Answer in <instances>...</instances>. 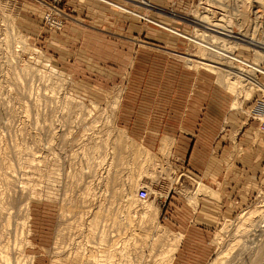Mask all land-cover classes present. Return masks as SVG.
<instances>
[{"label": "rangeland", "instance_id": "1", "mask_svg": "<svg viewBox=\"0 0 264 264\" xmlns=\"http://www.w3.org/2000/svg\"><path fill=\"white\" fill-rule=\"evenodd\" d=\"M256 1L0 0V264L7 251L11 264H161L171 245V264L253 263L264 245V180L205 227L202 215L221 202L220 191L189 170L173 138L153 150L116 117L129 83L217 84L187 40L201 29L192 24L196 15L225 20L232 38L210 43L257 63L248 44L251 36L264 40V4ZM135 36L171 40L155 47L130 42ZM218 88L229 96L228 111H239L246 100L234 108L235 94ZM253 99L230 124L229 114L223 119L236 155ZM199 181L208 184L205 194ZM142 186L150 200L138 199Z\"/></svg>", "mask_w": 264, "mask_h": 264}, {"label": "crops", "instance_id": "2", "mask_svg": "<svg viewBox=\"0 0 264 264\" xmlns=\"http://www.w3.org/2000/svg\"><path fill=\"white\" fill-rule=\"evenodd\" d=\"M166 39L135 36L130 42L158 47V43L166 44L171 40L169 36ZM161 48H167V45ZM218 87V84L204 86L182 82L129 83L120 90L116 117L117 126L130 138L153 150L160 146L164 137L173 138V151L187 160L189 170L201 172L202 178L220 191L221 202H213L211 212L202 215L201 222L205 227L215 225L229 214L235 196L245 197V194L255 192L264 180V133L259 131L258 137L252 136V139L246 135L251 132L254 135L259 129L258 117L262 116L263 110L255 115L254 111L258 110L261 95L253 99L255 93L248 105L249 119L243 123L245 133L242 132L237 141V149L242 148L243 154L236 155L231 135H223L222 127L226 121L230 124L231 118L238 115L245 102L251 99L246 100L239 111H232V105L228 111L229 96ZM204 91L211 94L206 95ZM224 113H227L226 117H222ZM224 118H227L225 122ZM251 124L257 128L250 127Z\"/></svg>", "mask_w": 264, "mask_h": 264}, {"label": "bare ground", "instance_id": "3", "mask_svg": "<svg viewBox=\"0 0 264 264\" xmlns=\"http://www.w3.org/2000/svg\"><path fill=\"white\" fill-rule=\"evenodd\" d=\"M249 1V0H248ZM256 1V0H255ZM260 3L264 4V0H257ZM256 1V2H257ZM247 2V1H245ZM106 4H111V2H104ZM208 3V2H207ZM254 3V2H253ZM238 4V3H237ZM244 4V3H243ZM249 4V3H248ZM252 4V3H251ZM215 5V4H214ZM217 6V5H216ZM264 7V5H262ZM114 7V6H113ZM222 7V6H221ZM239 7V6H238ZM117 8V7H115ZM262 8V7H261ZM118 9V8H117ZM264 9V8H263ZM262 9V10H263ZM120 10V9H119ZM222 10V9H221ZM121 11V10H120ZM213 11V10H212ZM197 13V12H196ZM195 13V15H196ZM232 13V12H231ZM255 13V11H254ZM263 13V12H262ZM258 14V13H257ZM138 16V15H137ZM213 16V15H212ZM222 16V15H221ZM140 17V16H138ZM218 19V18H217ZM229 19V18H228ZM231 21V19H229ZM193 23V25H195L196 27H200L196 28L195 30V36L190 38L188 36L187 40H189L190 42H192L194 45H196L195 47L198 50V57L196 56L197 60L200 66H202V68H206L209 70H212L214 72V74H216V81L217 84H219L221 87H224L225 89H228L229 91H231L233 94H235L236 96V100L233 103V107H239L245 100H249L252 98L253 94L257 91V90H261L264 92V87L259 84L257 82L256 76L257 73H261L264 75V70H262V68L260 67V62H261V58L259 59L258 56H262L264 57V52H262L261 50L264 51V40L262 41H258L255 40L252 36L249 37L250 42L248 44L254 46L256 53L258 54L256 57L258 59L257 63H249V62H245L240 60L237 57H234V55L230 54V52L228 51H224L222 50L220 47L215 46L213 44H211V41L214 40H219L221 42H226L229 40L225 39L224 36L230 37L232 38L231 35L228 34V31H226V28L223 27L222 25H220L221 23H223V21L225 22V20H218L215 21L214 19H212L211 17L207 16L204 19H201L199 17V15L195 16V19L191 20ZM228 21V20H226ZM232 23V22H231ZM158 24V23H157ZM159 27L167 30V31H171L172 32V28H169L166 25H162L159 24ZM229 27V26H228ZM199 32L201 34H199ZM175 33V32H174ZM179 33V32H178ZM177 34V33H176ZM179 37L182 38V34H177ZM185 36V34H183ZM235 35V33H234ZM254 35V34H253ZM183 36V37H184ZM242 36V35H241ZM185 37V39H186ZM235 37V36H233ZM256 37V36H255ZM237 38V37H235ZM248 38V37H247ZM264 39V38H263ZM240 40V38L238 39ZM243 40V38H242ZM247 41V40H244ZM232 42V40H231ZM215 43V42H214ZM230 44V43H229ZM236 43H234L233 45H235ZM240 44V43H239ZM232 45V46H233ZM252 48V47H251ZM260 49V50H259ZM228 50V49H227ZM253 50V48H252ZM230 51V50H229ZM225 59V60H223ZM263 59V58H262ZM235 63L239 64V65H235ZM235 65V66H234ZM241 65V66H240ZM247 66V67H244ZM230 92V93H231ZM242 93V94H241ZM262 93V92H261ZM262 101L264 103V94L262 93ZM259 104L257 106V109L259 110H263L264 105ZM258 119H260L261 121L264 120L263 116H259ZM258 131H260V129H258ZM261 132V131H260ZM262 133V132H261ZM124 162V160H123ZM8 180V179H7ZM6 180V181H7ZM8 182V181H7ZM9 183V182H8ZM7 183V185H8ZM201 188L200 191H202V194H205L206 191L208 190V184L204 183L202 181H199V189ZM10 197V196H9ZM2 200V198H1ZM5 200V199H3ZM12 201V199H10ZM18 201V200H17ZM3 203V201H2ZM16 203V202H15ZM2 205V204H1ZM8 205V204H7ZM12 206V204H11ZM264 206V205H263ZM13 207V206H12ZM2 208V206H1ZM27 208V207H26ZM4 209V208H3ZM9 209V208H8ZM2 210V209H1ZM6 210V209H5ZM4 211V210H3ZM8 211V210H7ZM6 211V212H7ZM11 211V209H10ZM2 213V211H0ZM260 212V209H257L256 211H253L249 218H246L245 220H251L254 218V216L256 214H258ZM9 213V212H8ZM6 214V213H5ZM8 215V214H7ZM12 215V214H11ZM1 216V215H0ZM97 216V215H96ZM8 217V216H7ZM6 217V218H7ZM11 219V218H10ZM96 220H98V216L96 218ZM95 221V220H94ZM246 222V221H245ZM24 223V222H23ZM95 224V222H94ZM24 225V224H23ZM96 225V224H95ZM97 228V227H96ZM119 241V240H118ZM158 241V240H157ZM264 241V240H263ZM263 243V242H262ZM2 245V244H1ZM263 245V244H262ZM173 245H171V247L169 248V252L167 254H171L172 256L174 255V253L176 252V249L172 248ZM172 248V250H171ZM259 248V247H258ZM174 252V253H173ZM257 255L255 252V256L253 259V263L252 264H262L263 256H264V245L260 247V249H257ZM3 254H5L2 259L4 260V263L6 264H11L12 260L10 257V254L7 252H3ZM169 258L168 260L166 259H162L161 264H171L173 261V258ZM172 259V260H171ZM165 263H162L164 262ZM264 263V261H263ZM16 264H21L20 262H16Z\"/></svg>", "mask_w": 264, "mask_h": 264}, {"label": "built area", "instance_id": "4", "mask_svg": "<svg viewBox=\"0 0 264 264\" xmlns=\"http://www.w3.org/2000/svg\"><path fill=\"white\" fill-rule=\"evenodd\" d=\"M56 26H57L58 29H61V27H62L61 22L58 21V20H57V22H54V27H56ZM262 66H264V65H262ZM245 67H247V66H245ZM259 76H262V74L259 73ZM258 103L259 104H262L263 103V101H262V95L258 98ZM263 105H264V103H263ZM259 111H260L259 109L256 110V111H254V115L257 114V113H259ZM262 116L264 117V108H263V114H262ZM259 129H260V131L262 133H264V120L261 121L259 119ZM137 197L141 201L150 200L151 199V191H150L149 187L148 186H142L138 190V192H137Z\"/></svg>", "mask_w": 264, "mask_h": 264}]
</instances>
